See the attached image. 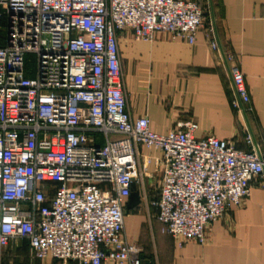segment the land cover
I'll return each instance as SVG.
<instances>
[{"label":"built area","instance_id":"obj_1","mask_svg":"<svg viewBox=\"0 0 264 264\" xmlns=\"http://www.w3.org/2000/svg\"><path fill=\"white\" fill-rule=\"evenodd\" d=\"M205 23L199 0H0V251L26 241L36 260L141 264L124 206L132 182L144 191L150 163L159 174L155 218L176 240L203 244L206 226L249 195L264 153L196 139L191 122L160 135L127 110L118 34L192 45ZM230 74L248 104L242 73L232 65Z\"/></svg>","mask_w":264,"mask_h":264},{"label":"crops","instance_id":"obj_2","mask_svg":"<svg viewBox=\"0 0 264 264\" xmlns=\"http://www.w3.org/2000/svg\"><path fill=\"white\" fill-rule=\"evenodd\" d=\"M199 4L206 12V23L192 45L165 33H156L150 42L136 39L130 30L118 34L128 113L132 119L147 118L150 130L160 135L191 122L196 139L215 137L230 142L239 151L261 155L264 0H199ZM208 26L216 50L210 47ZM227 57L232 61L228 62ZM232 65L244 77L248 104L238 99L230 74ZM234 101L239 104L237 109L232 105ZM96 140L103 143L100 136ZM142 153V157L151 158L155 154ZM153 173L150 163L147 178ZM136 189L140 202L127 208L129 198L125 201V234L129 242L141 248V264H264V176L252 181L249 195L221 220L206 226L203 244L162 234L156 212L147 209L138 184ZM7 249L11 252L5 254V259H13V264H62L50 258L33 259L26 241H12L0 253Z\"/></svg>","mask_w":264,"mask_h":264},{"label":"rangeland","instance_id":"obj_3","mask_svg":"<svg viewBox=\"0 0 264 264\" xmlns=\"http://www.w3.org/2000/svg\"><path fill=\"white\" fill-rule=\"evenodd\" d=\"M0 37L3 39L5 37V29L2 25H0ZM1 44V42H0ZM25 66L26 73L28 76H32L35 70V59L33 56H27L25 58ZM153 157L158 156L157 153L152 154ZM145 191H142L143 202L146 205L147 209H151V211L156 212L155 203L158 200L159 196V174L155 172L152 174L151 178L144 177ZM22 249H27L24 247ZM11 252L9 249L0 253V264H11L13 259L7 258L5 259V254ZM13 264V263H12Z\"/></svg>","mask_w":264,"mask_h":264},{"label":"water","instance_id":"obj_4","mask_svg":"<svg viewBox=\"0 0 264 264\" xmlns=\"http://www.w3.org/2000/svg\"><path fill=\"white\" fill-rule=\"evenodd\" d=\"M210 15H211V23H212V28H213V31L215 34V38H217L214 11H213V7H212L211 2H210ZM139 202H140L139 192L136 189L135 182H132L131 194L129 196V202L127 203V208L130 206H134V205L138 204Z\"/></svg>","mask_w":264,"mask_h":264}]
</instances>
